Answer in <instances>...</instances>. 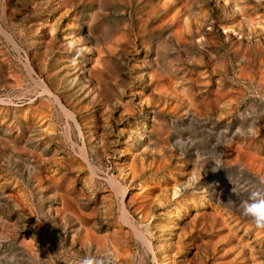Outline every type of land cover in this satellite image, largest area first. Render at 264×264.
I'll return each mask as SVG.
<instances>
[{
	"label": "rangeland",
	"instance_id": "1",
	"mask_svg": "<svg viewBox=\"0 0 264 264\" xmlns=\"http://www.w3.org/2000/svg\"><path fill=\"white\" fill-rule=\"evenodd\" d=\"M262 182L264 0H0V264H264Z\"/></svg>",
	"mask_w": 264,
	"mask_h": 264
},
{
	"label": "clouds",
	"instance_id": "2",
	"mask_svg": "<svg viewBox=\"0 0 264 264\" xmlns=\"http://www.w3.org/2000/svg\"><path fill=\"white\" fill-rule=\"evenodd\" d=\"M240 208L242 215L248 217L257 228L264 229V188L251 190L241 201Z\"/></svg>",
	"mask_w": 264,
	"mask_h": 264
}]
</instances>
